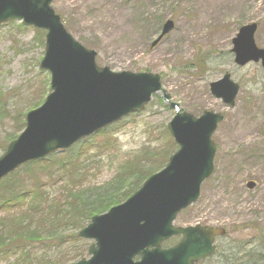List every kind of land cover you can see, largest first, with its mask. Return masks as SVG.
<instances>
[{"label": "rangeland", "instance_id": "rangeland-1", "mask_svg": "<svg viewBox=\"0 0 264 264\" xmlns=\"http://www.w3.org/2000/svg\"><path fill=\"white\" fill-rule=\"evenodd\" d=\"M53 8L75 40L97 53L99 67L115 73L157 74L170 99L164 102L163 95H155L143 113L96 135L85 161V169L96 174L91 184L67 190L59 183L41 190L49 203L58 199L53 203L61 205L57 228L38 229L33 216L15 212L13 217L20 222L11 228L32 246V256L40 257L41 264H77L89 258L94 242L78 238L81 230L72 224L86 228L89 222H81L85 207L124 198L141 174L154 175L168 164L178 151L167 132L176 116L170 103L195 118L210 111L225 116L214 136L218 148L214 175L176 225L205 224L228 231L226 238L217 240L218 254L211 264H239L232 261L264 247V69L258 64L239 68L230 53L238 30L249 24L258 25L255 45L264 49V0H56ZM166 21H174V31L151 49ZM35 31L18 22L0 27V98L6 103L0 102V114L5 110L0 115V145L8 135L22 134L16 127L22 120L26 126L27 114L44 104L50 93L51 77L39 67L45 39L40 41ZM225 74L241 88L231 109L210 91V84ZM129 161L136 167L130 172L125 171ZM249 182L256 188L250 190ZM8 215H0V220ZM32 236L36 238L28 239ZM17 261L12 255L1 258L0 264Z\"/></svg>", "mask_w": 264, "mask_h": 264}, {"label": "water", "instance_id": "water-1", "mask_svg": "<svg viewBox=\"0 0 264 264\" xmlns=\"http://www.w3.org/2000/svg\"><path fill=\"white\" fill-rule=\"evenodd\" d=\"M54 0H0V25L13 20L46 31L45 57L40 64L51 77V93L45 103L26 116V128L0 157V182L18 168L40 162L53 153L69 150L74 144L103 131L145 109L152 97L162 92L161 78L150 73H114L96 64L95 54L76 42L53 11ZM169 21L152 48L174 28ZM258 26L242 27L232 41L235 64L261 62L264 49L255 45ZM217 100L229 108L236 104L239 86L226 74L210 85ZM170 108L179 105L170 103ZM167 125L179 151L167 167L148 178L125 204L94 217L78 235L94 240L91 260L77 264H195L215 253L214 240L226 231L200 226L175 228L177 215L198 201L202 184L215 171L217 146L214 133L223 115L205 112L195 118L184 112ZM248 187L254 189L253 183ZM182 235L177 247L162 249V243ZM139 258V261L134 260Z\"/></svg>", "mask_w": 264, "mask_h": 264}, {"label": "trees", "instance_id": "trees-1", "mask_svg": "<svg viewBox=\"0 0 264 264\" xmlns=\"http://www.w3.org/2000/svg\"><path fill=\"white\" fill-rule=\"evenodd\" d=\"M37 34L41 37L40 41H42L43 35L39 32H37ZM2 100L4 99L0 98V102L5 105L6 103ZM2 108L3 107L0 106V110ZM2 112L3 113L0 115L3 116V114H5V110L3 109ZM24 128L25 122L22 120V124L19 127H16V131L18 130L21 132ZM19 134H15L14 136L10 134L6 137L5 143L0 145L2 153L6 151L9 145L8 143L16 140ZM99 135H102V133ZM95 137L96 136H93L91 139L82 141V143L77 144L66 153L55 154L40 163L29 164V166L21 168L18 172L12 174L8 177V179L4 180L0 184V215L9 214L8 216H5V218H2L4 220H0V259L2 258L3 260H6L14 255L15 258L17 257L18 259V261L14 264H23L29 261H31V264H41L40 257H35L34 255L32 256V246L30 248L26 245L25 240H22L25 238H22V235H17L16 230L11 228L20 222L13 216L16 215V213L20 214L21 212V216H33L30 218H35V221H38V229L49 230L53 229V227L57 228L60 222L61 205L53 203V201H57L58 199H54L49 203V196L41 190L46 186L48 189L58 187L59 183L65 184L63 186L67 190L69 188L76 190L82 188L84 184H91V180L94 179L96 174L93 175L85 169L87 165L85 161H87L90 150H93L94 148L93 139ZM133 167H135V163L129 161L126 164L125 171L126 169H129L128 172H130ZM150 175H152L150 172L148 175L141 174L138 179V185H135L132 188L133 190L131 193H127V195H125L122 199L117 198L115 201H113V199H106L99 205L85 207V211H83L82 215L83 220L81 222H89L94 216L104 214L110 208L126 201L141 187V184ZM41 181H47V183H41ZM69 192L71 193L72 191L69 190ZM67 206L70 208L73 207L70 203ZM12 211H14V213ZM44 220L46 223L43 222ZM6 224H9L7 225V229L9 230L7 233H5L4 230L6 228ZM72 226H74V229H84V224L75 223L72 224ZM35 238V236H32V238L28 239L33 240ZM18 239H21L22 242H19L18 244L20 245H16L15 248L13 245ZM168 245L171 244L168 243ZM20 252L23 253L20 254ZM259 259L263 261L264 257L261 255ZM233 262L235 261L233 260Z\"/></svg>", "mask_w": 264, "mask_h": 264}, {"label": "flooded vegetation", "instance_id": "flooded-vegetation-1", "mask_svg": "<svg viewBox=\"0 0 264 264\" xmlns=\"http://www.w3.org/2000/svg\"><path fill=\"white\" fill-rule=\"evenodd\" d=\"M215 227H217V226H215ZM227 235V234H226ZM223 238H226V236H224V237H221V238H216V240H215V245H216V255L215 256H213V257H206V259L205 260H200L199 262H198V264H211V263H209V262H212L215 258H216V256H217V249H218V245H217V240H219V239H223ZM181 237L180 236H178V237H174L173 238V240H174V242H173V244L174 245H176L177 243H179L180 241H181ZM251 252H255L256 254H258L259 255V253L261 252V250L259 249H255V250H251ZM251 252L249 253V254H245V255H243V256H240V257H238V260H237V263H239V264H247V263H251L250 262V258H249V256H250V254H251ZM252 262L254 263V261L252 260Z\"/></svg>", "mask_w": 264, "mask_h": 264}, {"label": "bare ground", "instance_id": "bare-ground-1", "mask_svg": "<svg viewBox=\"0 0 264 264\" xmlns=\"http://www.w3.org/2000/svg\"><path fill=\"white\" fill-rule=\"evenodd\" d=\"M161 93H162V92H159L158 94H159V95H163V94H161ZM201 225H202V224H201ZM204 225H205V224H204ZM204 225H202V226H204ZM202 226H200V227L203 228Z\"/></svg>", "mask_w": 264, "mask_h": 264}]
</instances>
